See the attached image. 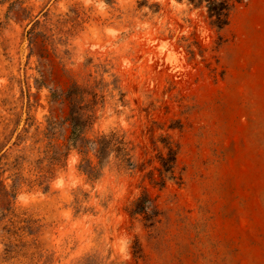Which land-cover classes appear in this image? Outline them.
Here are the masks:
<instances>
[{
  "label": "rangeland",
  "instance_id": "rangeland-1",
  "mask_svg": "<svg viewBox=\"0 0 264 264\" xmlns=\"http://www.w3.org/2000/svg\"><path fill=\"white\" fill-rule=\"evenodd\" d=\"M176 3L0 0V264H264V0L220 30ZM110 131L135 168L90 179L78 151L95 166L86 141ZM166 145L161 187L144 174Z\"/></svg>",
  "mask_w": 264,
  "mask_h": 264
},
{
  "label": "trees",
  "instance_id": "trees-1",
  "mask_svg": "<svg viewBox=\"0 0 264 264\" xmlns=\"http://www.w3.org/2000/svg\"><path fill=\"white\" fill-rule=\"evenodd\" d=\"M188 3L199 6L204 5L207 11L208 18L213 26L218 30L222 29L228 22V15L235 3H239L240 0H186ZM72 134L80 136V125L71 123ZM47 133V132H46ZM52 139L48 138L45 144V151L49 152ZM87 145H90L91 151L96 158V165L92 166L91 161L86 156V151H78L80 155V164L78 169L80 172L84 173L88 178L96 177L97 167L103 166L107 163L110 156H114L120 162L124 163L130 168H135V166L130 163L128 157V148L126 142L122 135L116 131H110L108 133H101L93 137L92 139H87ZM85 143V144H86ZM167 153L166 157L159 156L158 162L160 164L157 170V178L154 177L153 171H146L144 177H147L153 184H158L159 186H164L166 180L175 178V165H176V149L171 145H166ZM5 153V152H4ZM2 153L0 157L4 154ZM51 159V155H49ZM1 159V158H0ZM85 164V165H84ZM87 166V167H84ZM139 171H144L145 167H137ZM136 209H132L130 214L141 213L147 208L149 203L148 199H138L136 202Z\"/></svg>",
  "mask_w": 264,
  "mask_h": 264
},
{
  "label": "clouds",
  "instance_id": "clouds-1",
  "mask_svg": "<svg viewBox=\"0 0 264 264\" xmlns=\"http://www.w3.org/2000/svg\"><path fill=\"white\" fill-rule=\"evenodd\" d=\"M171 6L177 10L181 9L184 7L183 4H177L176 0H171ZM110 35H115L114 32H112L110 29L108 30ZM112 121H108V123H111ZM121 124L123 125V119L121 118ZM79 181L76 180L73 176L68 175V176H64V175H59L57 176V178L54 180L53 182V186L55 188H64L66 183L70 184V186L75 187L76 184ZM18 199L20 200L21 203H27L29 197L26 194H21ZM115 252L117 255L120 256V258L122 260H126L128 259V253H127V247H128V241L126 238L121 237L120 239H118L114 245H113Z\"/></svg>",
  "mask_w": 264,
  "mask_h": 264
}]
</instances>
